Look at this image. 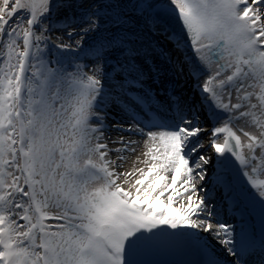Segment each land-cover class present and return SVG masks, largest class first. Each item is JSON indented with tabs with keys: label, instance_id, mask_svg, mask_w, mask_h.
<instances>
[{
	"label": "snow or ice",
	"instance_id": "obj_1",
	"mask_svg": "<svg viewBox=\"0 0 264 264\" xmlns=\"http://www.w3.org/2000/svg\"><path fill=\"white\" fill-rule=\"evenodd\" d=\"M168 11L194 55L159 54L176 73L189 66L199 105L152 87L164 72L137 24L156 32L158 0H0V264H160L140 257L162 250L264 264V0H168ZM201 109L222 165L212 191ZM141 143L146 168L123 171ZM233 164L260 205L258 246L215 210L213 192L239 211Z\"/></svg>",
	"mask_w": 264,
	"mask_h": 264
},
{
	"label": "rangeland",
	"instance_id": "obj_2",
	"mask_svg": "<svg viewBox=\"0 0 264 264\" xmlns=\"http://www.w3.org/2000/svg\"><path fill=\"white\" fill-rule=\"evenodd\" d=\"M159 5H167V4L158 3V6ZM142 26H145V25H137V29L142 28ZM145 27H147V26H145ZM143 32H144V34H146L147 38L149 40H151L154 43V45L157 47V52H160V50H162L167 56H169L171 58L173 64L178 62V61L182 62L184 60L185 56L191 58L194 55L192 49L187 47L186 45H184L183 42H182V44L180 46L182 51H178L177 48H176L175 41L178 38L182 40V38L177 36V35H173L172 32L165 25H163L160 21L157 24V30H156L155 33L147 32L146 30H143ZM150 33H152L153 37L155 36L157 38L158 42L157 41L154 42L155 38H152ZM164 33L167 34V36H169L171 38V40L169 38H163V41H162L159 37H160V34H164ZM58 35H61V33L59 31L53 33V38H55V36H58ZM88 40L89 41H87V39L85 40V43L87 45L89 43H91V39H88ZM66 42H68V41H66ZM86 44H84L85 51H87V45ZM163 45L167 46L165 50H163V48H162ZM169 47H171V49H168ZM155 53H153V55H152V60L155 63L156 67L158 69H162L164 73H166L165 71L170 72L172 74V76H173V79H171L167 83L166 78H164V74H163L162 77H161L162 84L161 85H152V87L155 90H157L158 95H159V89L160 88L166 87V86L171 85V84L174 85L176 83V80H177V78L179 76L188 75V74H186L187 73L186 71L189 70V66L187 64H184V73L183 74L176 73L172 69V65L171 64H168L165 61L163 63H158L154 59ZM66 55L68 56L69 60L72 61V62H79V63H82V64H87L89 67H91L92 60H91L90 57H86L84 52H81V56H79L80 59L78 61L76 60V55L75 54H71L70 55L69 53H67ZM145 69L147 70V65H145ZM149 83H151V82L149 81ZM161 99H163L162 96H161ZM112 135L115 136L116 133L113 131ZM113 147H116V145H113ZM134 147L137 148V151L136 152L127 153L126 154L127 158L123 162L122 170L125 171V172H127L129 170H133V169H139V168H142V167L146 168V166L142 162H137V156L140 157V161H142L144 159V157L142 155V153L144 151L142 143L141 144H137ZM208 168H209V166H208ZM257 205L260 206L258 202H257ZM203 237H204V240L207 241L210 250L217 256V258L222 257V256H226V254L223 252L221 246L219 244H217L210 236H208L207 234H203ZM188 251L190 253L192 250H188ZM155 254L157 256L168 255V256H171V258H173V259H176V260H179V261H183V262H189V259L191 258V256L187 255V253H185L183 251L162 250V251L157 252Z\"/></svg>",
	"mask_w": 264,
	"mask_h": 264
},
{
	"label": "bare ground",
	"instance_id": "obj_3",
	"mask_svg": "<svg viewBox=\"0 0 264 264\" xmlns=\"http://www.w3.org/2000/svg\"><path fill=\"white\" fill-rule=\"evenodd\" d=\"M162 1V2H161ZM158 0V3H164V4H167L168 5V0ZM137 25H144L143 24V22L142 21H140ZM146 26V25H145ZM145 26H142V29L143 30H146L147 32H149V30H148V28L147 27H145ZM151 34V37L152 38H155V39H157L155 36L153 37V35H152V33H150ZM154 39V42H156V40ZM161 40H163V38H161ZM67 41V38L65 37V42ZM87 41H89L88 39H87ZM86 44V43H85ZM87 45V44H86ZM166 49V46H163V50H165ZM70 55L71 54H73V52L72 53H69ZM154 59L158 62V63H163L165 60L164 59H162V57H161V55L159 54V52H156L155 53V55H154ZM92 63V62H91ZM164 78H166V81H167V83L171 80V79H173V76H172V74L170 73H164ZM178 78H180V79H182L183 80V82H187V81H189L191 78L188 76V75H182V76H179ZM182 81H180V87H182L183 85H184V83H181ZM171 86H173L172 84H171ZM178 86H176V88H177ZM173 88H174V91L176 90L175 89V87L173 86ZM247 130H249V131H254V129H251V128H249V129H247ZM207 149H209V147H207V148H205V151H207ZM205 153V152H204ZM205 154H209L208 152H206ZM249 189L251 190V188L249 187ZM151 260V259H153V258H160V256H157L155 253L154 254H150V255H144V256H141L140 257V259H145V260H149L148 258ZM151 261H153V260H151ZM159 261V260H158Z\"/></svg>",
	"mask_w": 264,
	"mask_h": 264
},
{
	"label": "water",
	"instance_id": "obj_4",
	"mask_svg": "<svg viewBox=\"0 0 264 264\" xmlns=\"http://www.w3.org/2000/svg\"><path fill=\"white\" fill-rule=\"evenodd\" d=\"M159 9L162 12L159 20L162 21L168 28H170L175 34L180 36L184 43L191 48L190 41L188 40L186 33L182 30L180 22L176 19L175 15L168 11V5H159Z\"/></svg>",
	"mask_w": 264,
	"mask_h": 264
}]
</instances>
